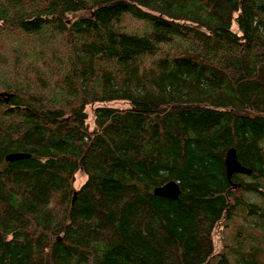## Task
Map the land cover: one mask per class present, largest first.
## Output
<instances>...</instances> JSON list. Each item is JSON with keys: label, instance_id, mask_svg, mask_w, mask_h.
I'll return each instance as SVG.
<instances>
[{"label": "trees", "instance_id": "obj_1", "mask_svg": "<svg viewBox=\"0 0 264 264\" xmlns=\"http://www.w3.org/2000/svg\"><path fill=\"white\" fill-rule=\"evenodd\" d=\"M0 264H264V0H0Z\"/></svg>", "mask_w": 264, "mask_h": 264}, {"label": "water", "instance_id": "obj_2", "mask_svg": "<svg viewBox=\"0 0 264 264\" xmlns=\"http://www.w3.org/2000/svg\"><path fill=\"white\" fill-rule=\"evenodd\" d=\"M27 157H29V155L27 154L15 153V154L8 155L6 157V161H14L18 159L27 158ZM226 166H227V173H228L229 178L233 174H238V173L250 174L251 173V170L246 169L238 162L235 149H230L228 151L227 157H226ZM154 193L164 198L177 199L178 195L180 194V189L176 182L171 181L163 186L156 188L154 190Z\"/></svg>", "mask_w": 264, "mask_h": 264}, {"label": "rangeland", "instance_id": "obj_3", "mask_svg": "<svg viewBox=\"0 0 264 264\" xmlns=\"http://www.w3.org/2000/svg\"><path fill=\"white\" fill-rule=\"evenodd\" d=\"M113 106H124V104H112ZM88 114H89V123L90 125H92V110L91 108H89L88 110ZM84 177H79L78 179V183L83 179ZM259 201H262V199ZM241 221V219H239ZM215 246H216V250L218 251L219 248L223 247V243L224 244H230L231 240L230 237H228L227 232L224 230V223H221L220 225H218L215 228Z\"/></svg>", "mask_w": 264, "mask_h": 264}]
</instances>
